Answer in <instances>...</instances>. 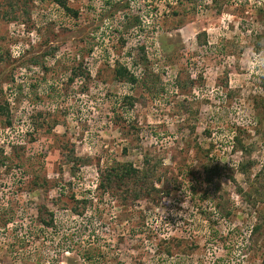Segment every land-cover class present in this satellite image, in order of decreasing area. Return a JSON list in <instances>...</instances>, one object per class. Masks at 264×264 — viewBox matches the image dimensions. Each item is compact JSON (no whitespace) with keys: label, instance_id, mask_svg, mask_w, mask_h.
Wrapping results in <instances>:
<instances>
[{"label":"rangeland","instance_id":"rangeland-1","mask_svg":"<svg viewBox=\"0 0 264 264\" xmlns=\"http://www.w3.org/2000/svg\"><path fill=\"white\" fill-rule=\"evenodd\" d=\"M0 264H264V0H0Z\"/></svg>","mask_w":264,"mask_h":264},{"label":"trees","instance_id":"trees-1","mask_svg":"<svg viewBox=\"0 0 264 264\" xmlns=\"http://www.w3.org/2000/svg\"><path fill=\"white\" fill-rule=\"evenodd\" d=\"M116 170L120 171L121 176H124V177L133 176V175L137 174V172H138L137 168H134V167H132V165H128V164L120 165L116 168Z\"/></svg>","mask_w":264,"mask_h":264}]
</instances>
